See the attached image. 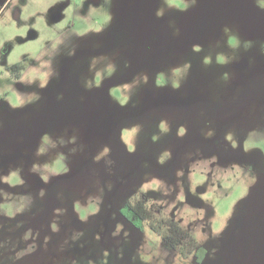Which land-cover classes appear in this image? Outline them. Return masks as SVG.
<instances>
[{
	"label": "rangeland",
	"instance_id": "1",
	"mask_svg": "<svg viewBox=\"0 0 264 264\" xmlns=\"http://www.w3.org/2000/svg\"><path fill=\"white\" fill-rule=\"evenodd\" d=\"M0 264H264V0H0Z\"/></svg>",
	"mask_w": 264,
	"mask_h": 264
},
{
	"label": "trees",
	"instance_id": "2",
	"mask_svg": "<svg viewBox=\"0 0 264 264\" xmlns=\"http://www.w3.org/2000/svg\"><path fill=\"white\" fill-rule=\"evenodd\" d=\"M136 216L146 212L144 219L152 226L153 230L165 237L171 246L177 247L182 256L188 257L193 251L199 249L200 243L188 230L178 221L166 216L159 210L156 204L148 208H136L131 210ZM202 251V250H201Z\"/></svg>",
	"mask_w": 264,
	"mask_h": 264
},
{
	"label": "flooded vegetation",
	"instance_id": "3",
	"mask_svg": "<svg viewBox=\"0 0 264 264\" xmlns=\"http://www.w3.org/2000/svg\"><path fill=\"white\" fill-rule=\"evenodd\" d=\"M159 39H155V41L153 42V46L154 47H159ZM24 68V65L22 63H16L13 66V72H17L16 76L19 78L21 70ZM162 103H159V106L162 107ZM156 204L159 207V210L162 211L163 214L167 215L163 209L160 207V205H158L157 203L153 202L149 197H147L146 195H140L137 197H134L130 200H128L125 204V206L122 208L121 213L122 215L135 227L138 229H144L146 225H148L152 230V226L150 225V223L144 219V216L146 215V212H141V216H136L131 210L132 209H136L139 208L140 210H142V208H148L151 206V204ZM170 218H172L171 216H169ZM173 220H175L174 218H172ZM177 221V220H176ZM154 231V230H153ZM155 232V231H154ZM156 233V232H155ZM158 234V233H157ZM159 235V234H158ZM162 239L166 240L168 242V240L163 237L162 235H159ZM169 243V242H168ZM174 249H176L178 252V248L172 246ZM200 248L193 251V253H196V260L198 263H202L207 255V250L203 247V246H199ZM202 250V251H201ZM180 253V252H179ZM192 253V254H193ZM181 254V253H180Z\"/></svg>",
	"mask_w": 264,
	"mask_h": 264
}]
</instances>
